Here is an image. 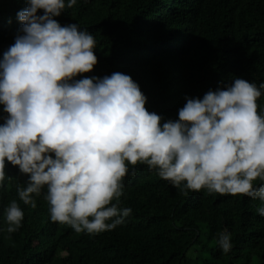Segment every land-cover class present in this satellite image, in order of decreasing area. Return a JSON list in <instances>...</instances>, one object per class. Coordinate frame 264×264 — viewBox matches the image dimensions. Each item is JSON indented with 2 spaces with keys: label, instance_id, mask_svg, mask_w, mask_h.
Returning <instances> with one entry per match:
<instances>
[{
  "label": "clouds",
  "instance_id": "clouds-1",
  "mask_svg": "<svg viewBox=\"0 0 264 264\" xmlns=\"http://www.w3.org/2000/svg\"><path fill=\"white\" fill-rule=\"evenodd\" d=\"M76 3L25 0L16 14L14 43L0 58V187L8 164L18 166L27 176L16 189L25 205L36 208L46 188L52 222L95 234L131 214L119 198L136 171L129 166L142 164L181 190L258 200L264 217V114L256 103L264 80L233 77L202 98L186 95L178 118L165 120L145 107L128 74L77 78L97 64L96 40L80 24L54 19ZM4 215L8 233L22 226L16 200ZM216 242L225 254L234 246L227 230Z\"/></svg>",
  "mask_w": 264,
  "mask_h": 264
},
{
  "label": "trees",
  "instance_id": "trees-1",
  "mask_svg": "<svg viewBox=\"0 0 264 264\" xmlns=\"http://www.w3.org/2000/svg\"><path fill=\"white\" fill-rule=\"evenodd\" d=\"M24 7L25 0H0V58ZM54 19L80 24L96 40L98 62L77 78L128 74L145 107L165 120L178 118L186 95L202 98L233 77L264 80V0H77ZM256 103L264 114V92ZM132 167L119 198L131 214L112 230L88 234L50 220L46 188L34 197L36 208L25 205L16 189L27 176L9 163L0 187V264H264L258 200L181 190L147 165ZM13 200L24 219L8 233L4 209ZM222 230L234 245L226 254L216 242Z\"/></svg>",
  "mask_w": 264,
  "mask_h": 264
}]
</instances>
